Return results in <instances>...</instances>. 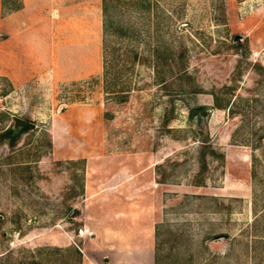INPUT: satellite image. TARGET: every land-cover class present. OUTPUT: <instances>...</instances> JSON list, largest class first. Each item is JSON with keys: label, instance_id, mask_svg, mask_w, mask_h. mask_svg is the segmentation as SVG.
I'll return each mask as SVG.
<instances>
[{"label": "rangeland", "instance_id": "obj_1", "mask_svg": "<svg viewBox=\"0 0 264 264\" xmlns=\"http://www.w3.org/2000/svg\"><path fill=\"white\" fill-rule=\"evenodd\" d=\"M141 3L101 0L96 72L0 77V131L30 124L0 143V264H100L125 196L161 205L157 264H264V0Z\"/></svg>", "mask_w": 264, "mask_h": 264}, {"label": "crops", "instance_id": "obj_2", "mask_svg": "<svg viewBox=\"0 0 264 264\" xmlns=\"http://www.w3.org/2000/svg\"><path fill=\"white\" fill-rule=\"evenodd\" d=\"M4 5L0 0V77L7 83L16 87L56 74L79 79L98 70L101 0H18L10 10ZM124 198L119 210L113 205L111 215L97 216L92 240L100 264H157L161 205L150 196L144 203Z\"/></svg>", "mask_w": 264, "mask_h": 264}, {"label": "trees", "instance_id": "obj_3", "mask_svg": "<svg viewBox=\"0 0 264 264\" xmlns=\"http://www.w3.org/2000/svg\"><path fill=\"white\" fill-rule=\"evenodd\" d=\"M141 1H142L141 6L143 8V11H145L147 8V5L145 3V0H141ZM104 30H107L106 24H105ZM215 105L217 107H221V104L218 102L217 98L215 99ZM29 128H30L29 126H21L19 129L7 127L6 129L1 130L0 131V143H6L9 147H15L18 144V142L20 141L22 133ZM255 166L256 165L254 162L252 172H251L253 179L255 178V174H256V169H255L256 167Z\"/></svg>", "mask_w": 264, "mask_h": 264}, {"label": "water", "instance_id": "obj_4", "mask_svg": "<svg viewBox=\"0 0 264 264\" xmlns=\"http://www.w3.org/2000/svg\"><path fill=\"white\" fill-rule=\"evenodd\" d=\"M14 121L17 125H20V126H30L28 122L21 120V119L14 118Z\"/></svg>", "mask_w": 264, "mask_h": 264}]
</instances>
